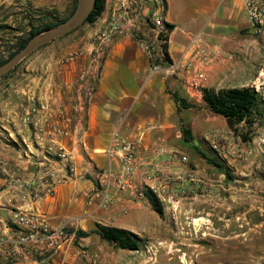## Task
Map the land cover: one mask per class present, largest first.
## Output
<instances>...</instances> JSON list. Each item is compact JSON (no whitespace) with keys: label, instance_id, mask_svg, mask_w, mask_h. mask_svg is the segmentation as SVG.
<instances>
[{"label":"crops","instance_id":"0c3cea01","mask_svg":"<svg viewBox=\"0 0 264 264\" xmlns=\"http://www.w3.org/2000/svg\"><path fill=\"white\" fill-rule=\"evenodd\" d=\"M257 1L264 14V0ZM113 2L106 0L104 11L80 46L90 45L91 35L113 8ZM165 2V20L172 25L167 51L170 62L179 64L178 72L164 71V67L152 71L148 56L129 36H122L110 47L96 80L88 74L83 57L63 65L54 60L48 66L47 75L17 83L14 98L6 86H0V234L7 232L12 204L38 210L51 226L67 224L73 230H91L99 222L138 233L135 222H144L146 215L154 214L147 198L134 201L126 195L108 210L85 205L86 194L93 187L94 171L107 163L104 149L114 129L136 142L141 162L139 174L152 166L157 168L152 184L161 202L187 186L188 176L203 175L202 171L208 170V165L200 170L199 161L194 157L190 160L194 166L191 173L178 158L183 154L189 158V147L201 148L206 139L203 135L198 139L197 132L210 133L216 130L217 124L226 137L232 133L222 116L206 108L201 89L253 86L259 91L258 84L264 82V26L257 29L251 24L244 0ZM193 40L203 41L214 51L204 68L205 79L199 90L186 84L192 72L188 64ZM69 46L79 47L76 43ZM90 81H94L95 91L86 110L79 113L74 108L77 95ZM259 92L264 97V92ZM172 93L190 106H179ZM32 100L47 102L54 111L64 109L69 113L70 135L54 138V142L65 148L74 173L67 170L63 160L44 159L43 149L50 139L33 124L40 123V111L28 114ZM182 123L191 128L192 142H184ZM48 168L54 169L57 177L68 175L69 180L59 184L51 197L41 201L29 199L27 188L18 181L35 186ZM96 239L100 238L95 233L76 238L71 232L64 247L44 259L23 257L6 264L134 263V255H83L85 250L79 245H88Z\"/></svg>","mask_w":264,"mask_h":264},{"label":"rangeland","instance_id":"374dc122","mask_svg":"<svg viewBox=\"0 0 264 264\" xmlns=\"http://www.w3.org/2000/svg\"><path fill=\"white\" fill-rule=\"evenodd\" d=\"M75 2L77 0H6L5 21L8 27L18 30L0 33V58L16 49V39L27 37L26 19L39 25L65 19ZM36 8L37 18L31 13ZM261 19L251 24L260 29L264 26V14ZM93 27L94 22H85L71 33L36 49L0 81V86H6L14 98L17 83L47 75L50 63L70 50V44L82 47ZM19 28L23 29L22 35ZM262 83L258 84V89L264 92ZM217 126L210 133L197 132L198 139H206L199 149L220 160L230 171V177L203 157L196 156V150L189 147L190 159L187 156V161L182 163L191 172L194 166L190 160L197 157L199 169L208 165V170L202 171L203 175L188 176V185L175 200L161 202V215L151 206L154 214L146 215L144 222H135L136 234L142 239L140 248H114L96 239L90 240L88 245H79L85 250L82 254L134 255L133 264H264V124L253 126V134L247 141L231 129L232 133L226 137ZM238 130L243 128L239 126Z\"/></svg>","mask_w":264,"mask_h":264},{"label":"built area","instance_id":"2783aa9c","mask_svg":"<svg viewBox=\"0 0 264 264\" xmlns=\"http://www.w3.org/2000/svg\"><path fill=\"white\" fill-rule=\"evenodd\" d=\"M113 8L101 20L94 32L88 47H76L68 50L58 58L59 64H67L85 57L87 72L96 80L110 47L122 36H129L148 56L152 71L175 73L180 70L178 63H171L168 58L167 42L169 29L165 20V0H113ZM251 23L262 21L260 1L244 0ZM193 50L189 55L188 67L191 73L186 84L193 90L201 88L205 79L204 68L210 63L214 51L201 40L191 43ZM95 91L94 81L88 82L78 93L74 108L79 113L86 110L87 103ZM40 111V123L33 122L37 130L48 136L49 143L44 147L43 157L46 160H63L70 173L74 165L65 148L55 145L54 138L67 137L71 133V117L64 109L53 110L47 102L31 101L28 114ZM13 138L11 133H8ZM106 165L93 173V187L87 192L85 205L92 209L108 210L126 195L134 201L146 199L145 190L151 189L155 194L157 188L152 184L157 168L143 170L137 154L136 142L123 135L117 129L111 131L109 144L104 149ZM181 162L187 156H178ZM41 182L35 186L18 181L27 188L29 199L41 201L51 197L59 184L69 180L68 175L57 177L54 169H45ZM43 180V181H42ZM29 186H31L29 188ZM184 191L182 188L180 190ZM179 194V193H178ZM177 194V195H178ZM161 199L159 194H156ZM168 201L175 200V196ZM165 200V199H163ZM10 223L6 233L0 234V264L16 261L23 257L44 259L49 254L61 250L70 237L67 224L51 226L47 218L36 209H23L12 204Z\"/></svg>","mask_w":264,"mask_h":264},{"label":"trees","instance_id":"16d2710c","mask_svg":"<svg viewBox=\"0 0 264 264\" xmlns=\"http://www.w3.org/2000/svg\"><path fill=\"white\" fill-rule=\"evenodd\" d=\"M76 3V2H75ZM75 8L73 5L72 11ZM105 9V0H95L94 5L88 14L85 22L93 23L102 14ZM70 12V14L72 13ZM63 20V19H62ZM61 20L53 22H45L31 34L24 39H21L16 44V49L11 51L5 58H0V63L12 56L16 51L21 49L30 36L35 34L41 29L47 28ZM82 23V24H83ZM168 29L172 28V25L167 23ZM78 28V27H77ZM76 28V29H77ZM75 29V30H76ZM72 32V31H71ZM69 32V33H71ZM68 33V34H69ZM170 61L168 56L167 58ZM19 64H17L11 71L2 76L0 81L8 74L13 72ZM202 100L206 108L212 113L222 116L228 125V127L236 133L243 141H247L253 134L255 125L261 126L264 124V97L253 86L232 87L215 89L212 87H203L201 89ZM174 100L179 106H190L183 98L179 97L176 93H172ZM239 126L243 130H238ZM182 138L185 143L192 142L194 139L193 133L189 125L181 124ZM195 150L203 157L208 163L218 168L225 174L226 177H230V171L224 166V164L213 157H209L204 151L200 150L197 146H194ZM145 195L152 208L161 215L163 213V207L158 196L149 188L145 190ZM68 231L74 232L75 237H87L92 233H95L99 238L114 248H120L125 250H137L142 244V239L136 233L127 230L125 228L117 227L109 224L95 223V227L91 230L68 228Z\"/></svg>","mask_w":264,"mask_h":264},{"label":"water","instance_id":"95a60500","mask_svg":"<svg viewBox=\"0 0 264 264\" xmlns=\"http://www.w3.org/2000/svg\"><path fill=\"white\" fill-rule=\"evenodd\" d=\"M94 2L95 0H77L74 10L67 18L30 36L21 49L0 63V79L36 49L79 27L87 18Z\"/></svg>","mask_w":264,"mask_h":264},{"label":"flooded vegetation","instance_id":"af4514ba","mask_svg":"<svg viewBox=\"0 0 264 264\" xmlns=\"http://www.w3.org/2000/svg\"><path fill=\"white\" fill-rule=\"evenodd\" d=\"M5 1L6 0H0V33L2 31H5V30L6 31H8V30L17 31L18 30V29H16L17 27H13V26H10V25L8 27V25H7L6 21H5V19L7 18V6H6ZM33 12L35 13L34 16H36V18H37L39 16L38 15V8L33 9L31 11V13H33ZM1 20H3V21L1 22ZM26 20H27V23H26L27 24V29H25V32H26L27 36H29L32 31H34L36 28H38L41 25H39L38 23L35 24L34 22H32V20L31 21H29L28 19H26ZM19 30H20L19 34L22 35L23 34V29L19 28ZM20 40H21V38L18 39V40L16 39L15 44H17V42L20 41ZM1 47H3V46H1Z\"/></svg>","mask_w":264,"mask_h":264}]
</instances>
